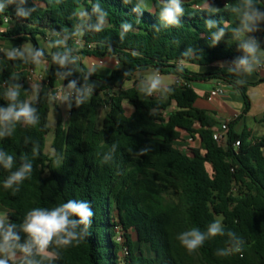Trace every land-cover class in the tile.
<instances>
[{
  "label": "trees",
  "instance_id": "1",
  "mask_svg": "<svg viewBox=\"0 0 264 264\" xmlns=\"http://www.w3.org/2000/svg\"><path fill=\"white\" fill-rule=\"evenodd\" d=\"M94 2L62 0L57 4L55 0H37L38 10L28 19L16 17V5H9L6 14H0V23L9 18L10 28L0 38L20 45H38L39 39L50 38L51 29H70L76 23L72 18L76 7L83 5L90 11ZM99 2L109 13L108 25L101 33H87L79 54L82 58H115L119 67L90 77L99 84L91 99L70 109L66 128L61 120L57 121L52 148L63 157L57 168L45 151L52 112L46 94L55 91L59 82L54 74L56 65L48 58L40 99L33 104L38 108L40 124L35 128L18 126L11 137L0 140V149L15 155L17 163L21 154L31 158L33 143L39 144L40 155L33 160L31 178L15 194L3 188L8 172L0 167V205L9 211L10 220L19 224L35 207L52 208L69 199L90 202L95 215L89 237L78 246L62 250L52 264H264V137L237 133L240 116L230 122L227 145L219 146L214 131L222 122L216 112L197 106L200 95L193 87L197 82L222 81L241 94L247 113L248 83L236 86L237 78L223 69L195 73L188 67L230 63L242 55L230 35L210 46L209 30L204 24L209 18L234 23V17L223 10L225 3L234 0H214L212 3L221 12L213 17L195 10L202 0H183L181 25L160 32L153 29L159 24V0H148V11L139 17L132 12L134 4L124 5L122 0ZM32 6V0L25 5ZM261 6L264 10V0ZM125 20L133 24V31L120 41V24ZM261 29L254 35L264 48V25ZM189 46L197 53L184 58V71L177 73L180 54ZM0 66L4 69L0 71V106L5 104L4 81L12 73L21 76V99H29L30 94L24 90H29L28 79L35 66L6 59L0 60ZM152 68L179 80L172 85L175 91L167 99L145 97L135 84L125 88L137 71ZM128 70L131 74L123 76ZM125 103L133 108L130 115ZM173 106L176 110L166 114ZM103 110L106 115L101 120ZM184 132L193 140L199 137L201 146L191 147L188 153L179 149L177 142ZM26 139L31 142L25 144ZM238 141L240 146L235 148ZM113 143L118 144L115 162L102 164L97 153L107 151ZM145 147L150 149L146 155L128 152L132 149L137 153ZM218 217L225 232L234 231L245 240L242 254L215 255L218 248L226 246L227 236L206 240L192 253L177 239L193 227L206 230ZM124 249L127 256H123Z\"/></svg>",
  "mask_w": 264,
  "mask_h": 264
},
{
  "label": "clouds",
  "instance_id": "2",
  "mask_svg": "<svg viewBox=\"0 0 264 264\" xmlns=\"http://www.w3.org/2000/svg\"><path fill=\"white\" fill-rule=\"evenodd\" d=\"M57 4L62 0H55ZM29 0H0V14H6L9 5H16L15 15L18 18L28 19L38 10L37 0H32L33 6L25 7ZM124 5L134 4L132 12L139 17L143 11L149 9L148 0H122ZM159 24L153 29L160 32L162 29L179 27L180 17L185 14L183 0H159ZM195 10L200 13H207L209 17L216 16L221 12L220 8L210 3V0H202V3L195 5ZM223 10L234 17V23L229 25L227 21L206 19L205 27L209 30L210 46H216L226 35L236 42L237 49L242 53L230 63L226 64V71L237 77L234 84L243 86L246 83L245 77L252 75L257 70L264 68V48L261 41L254 35L262 31L264 25V10L261 0H234L225 3ZM109 13L99 0L91 3L90 11L83 5L76 7L72 12V18L76 23L70 29L50 30V38L38 45H21L0 48V60L19 62L24 65L39 67L47 63L50 57L51 63L56 65L55 76L60 81L55 91L46 94L49 104L65 105L68 110L73 106L80 107L88 102L99 86L98 82L90 81V77L96 75L106 68L103 60L90 59L86 67L82 66L83 58L79 54L82 47L83 37L87 33H101L108 25ZM133 31V24L127 20L121 22L119 40L123 41L126 35ZM69 41L73 43L70 45ZM101 43H104L103 41ZM178 43V41H174ZM111 50L110 42L107 44ZM197 53L194 47H187L181 54V59L176 64L175 71L183 73L185 59ZM225 68V63H221ZM119 65H117V68ZM0 66V71H3ZM79 73L78 78L72 77ZM130 71H125L123 76H129ZM19 73L10 74L4 81L3 100L5 104L0 106V140L11 137L17 127L35 128L41 122L38 108L33 104L40 99L42 84L31 83L30 90H24L30 94L31 99H21L22 85L19 83ZM67 80L65 85L63 82ZM178 83V81H177ZM135 86L137 91L145 96L158 95L160 99H167L172 95L175 88L166 83L160 70L157 68L147 71H137L135 74ZM152 114V112H151ZM47 126V125H45ZM25 140V144L30 143ZM118 144L113 143L107 151L97 155L102 164L115 162V154ZM150 149L142 148L139 152L133 153L128 149L129 154L135 156L146 155ZM40 155L39 144L33 143L31 158L28 154H21L19 162L15 155L0 149V167L8 172L3 181L5 190L11 189L13 194L20 191L21 184L30 179L33 174V160ZM49 158L57 168L62 164L63 157L50 149ZM95 213L87 200L69 199L59 203L52 208L35 207L29 210L22 222L19 224L10 220L7 211L0 212V264H52L59 258L62 250L68 247L80 245L90 235L92 219ZM216 236H227L225 247L218 248L215 255L228 257L241 253L245 247V240L234 231L225 232L222 218L211 222L206 230L193 227L180 233L177 239L189 253L202 247L206 240Z\"/></svg>",
  "mask_w": 264,
  "mask_h": 264
},
{
  "label": "rangeland",
  "instance_id": "3",
  "mask_svg": "<svg viewBox=\"0 0 264 264\" xmlns=\"http://www.w3.org/2000/svg\"><path fill=\"white\" fill-rule=\"evenodd\" d=\"M40 43H42V42L39 41V44ZM24 44L25 45H34L33 42H25ZM110 62H112V63L107 64L109 66H106V70L115 66L114 61H110ZM212 70H213V72H216L217 70H219V68H212ZM46 71H47V65L46 64H42L39 67H35L33 70L34 77H33V80L31 81V83L43 84V82L45 81ZM231 76H233V75H231ZM162 77L164 78L166 83H169L171 85L175 84L174 78H173L174 76L162 75ZM233 77H235V76H233ZM60 83L61 82L59 81L58 87H59ZM246 83H248L247 97L249 98L250 108H249L247 113L244 112V110H245L244 99L241 96V94L239 93V99L237 100V103L239 102V106H238V104H236V107L239 108L240 111H242V118L236 124L235 131L239 134H242L243 132L251 133L253 138H258L261 136L264 137V122L262 121L263 116H264V79H263V82H261V83L259 81L252 82L251 80L247 79ZM134 84H135V79L131 82H126L125 88H130ZM195 85H196L197 89H199V90L204 89V88L210 89L212 86H214V88H216L217 87V81L213 80L210 82H197V83H195ZM199 93H200V101L199 102H201V104L203 105L204 95L201 91ZM152 97L153 98H160L158 95H154ZM29 99H31V97ZM125 108H126L127 113L129 114L130 108H131L130 104L125 103ZM172 110H175V107H172L169 110V112ZM69 114H70V112L66 108L65 105H59V104L52 105V112L50 113L49 122H48V126L50 128V133L47 136V140H46V150L45 151L47 154L49 153L50 149H53L52 148V142H53L54 137H55V129H56L57 121L61 120L64 124V128H66L68 125ZM105 115H106V110H103V112L101 114V120H103ZM183 136L186 139L191 138V136L185 132H184ZM197 138H198V140H197ZM196 140H197V142L195 140H193L191 142L190 148L200 146L199 137H196ZM184 145H186V144L182 143L180 145V149L183 152L188 153L189 150L187 148H184L183 147ZM208 170L210 172H212V169L210 166H208ZM133 237L136 239V235L134 233H133Z\"/></svg>",
  "mask_w": 264,
  "mask_h": 264
},
{
  "label": "crops",
  "instance_id": "4",
  "mask_svg": "<svg viewBox=\"0 0 264 264\" xmlns=\"http://www.w3.org/2000/svg\"><path fill=\"white\" fill-rule=\"evenodd\" d=\"M213 1L214 0H210V3H212ZM226 1L227 0H224V2H226ZM9 28H10L9 26H6V25L0 23V34L6 32ZM47 40L39 39V41H41V42H44V41H47ZM11 45L12 46H16V47L21 46L19 43L8 41V40H3V39L0 38V48L11 47ZM90 59H96V58H88V57L86 58V57H84L83 58V64L85 66H87V64L89 63ZM96 60H103L106 66H109V65H107L108 63H112L110 61H114V64H115V66L111 67L110 69L106 70V68H105L104 70H102L100 72H97V74H103L104 75V74L111 73L114 69L117 68V65H119V62L115 58H104V59H96ZM45 64L47 65V70H48L49 63L47 62ZM226 64L227 63H225V68L221 67L220 66L221 64L208 66V67H197V66H193V65L188 66V67L190 68L191 71H193L195 73H211V72H213L212 68H219V69H223V70L226 71ZM142 72H144V71H142ZM173 78H174V83H177V81H179L177 77L174 76ZM235 78H237V77H235ZM134 79H135V75H134L132 81ZM245 79L246 80L249 79L252 82H257V81H259L261 79H264V71H258L257 70L252 75L245 77ZM208 82H210V81H208ZM28 86H29V90H30V83L29 82H28ZM57 87H58V84H57ZM131 87H133V86H131ZM193 87L196 89V91L198 93L201 91L203 93V95H204L203 105L201 104V102H198L197 106L199 108H202V109H206V110H210V111L216 112L217 115H218V118L221 120L222 123L226 122V121H229V120H236L237 118L242 116V111H240V109L236 107V104H238V106H239V102L237 103V100L239 99V92L237 90H235L232 86L226 85L222 81H217V87L216 88H214V86H212L210 89L204 88V89L199 90V89H197L195 83L193 84ZM216 89L224 90V94L221 95V96L212 97L211 93L214 90H216ZM199 95H200V93H199ZM244 105H245V103H244ZM173 107H175V106H173ZM175 110H176V107H175ZM175 110H172L170 112H174ZM69 112H70V110H69ZM132 112H133V108L131 106L130 113L129 114L127 113V115H130ZM168 113H169V111L166 114H168ZM197 140H198V138H197ZM197 140L195 139L196 142H197ZM192 141H193L192 137L190 139L189 138L186 139L183 136L182 139L177 142V146L180 149V145L182 143H185L186 145H184L183 147L187 148L189 150L190 146H191L190 144H191ZM200 146H201V141H200ZM4 211H7L9 213V211L7 209L3 208L0 205V212H4Z\"/></svg>",
  "mask_w": 264,
  "mask_h": 264
},
{
  "label": "built area",
  "instance_id": "5",
  "mask_svg": "<svg viewBox=\"0 0 264 264\" xmlns=\"http://www.w3.org/2000/svg\"><path fill=\"white\" fill-rule=\"evenodd\" d=\"M4 25H9V18H5L4 19ZM258 71H264V68H261L259 69ZM33 77H34V72L33 71H30V77L28 79V82L31 83V81L33 80ZM179 83V82H178ZM58 87H56L57 89ZM224 94V90L222 89H216L214 90L212 93H211V96L212 97H217V96H221ZM232 120H229V121H226V122H223L215 131H214V139L216 140V142L218 143L219 146H226L227 145V142H228V133H229V126H230V122ZM240 146V142H236L234 144V147L235 148H238ZM118 241L119 242H122V237L119 236L118 238ZM123 253V256H127L128 255V251L127 249H124L122 251Z\"/></svg>",
  "mask_w": 264,
  "mask_h": 264
}]
</instances>
